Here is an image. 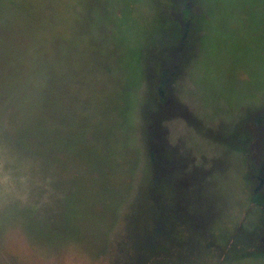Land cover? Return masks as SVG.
Segmentation results:
<instances>
[{
  "label": "rangeland",
  "instance_id": "1",
  "mask_svg": "<svg viewBox=\"0 0 264 264\" xmlns=\"http://www.w3.org/2000/svg\"><path fill=\"white\" fill-rule=\"evenodd\" d=\"M187 1L0 0V264H264V0Z\"/></svg>",
  "mask_w": 264,
  "mask_h": 264
},
{
  "label": "trees",
  "instance_id": "2",
  "mask_svg": "<svg viewBox=\"0 0 264 264\" xmlns=\"http://www.w3.org/2000/svg\"><path fill=\"white\" fill-rule=\"evenodd\" d=\"M182 1H185V2H187L188 3V1L187 0H182ZM180 28V27H179ZM180 32V31H179ZM178 31H173V33H175V37L178 35V33H179ZM174 37V38H175ZM186 41L189 43H187V44H185L186 43ZM175 42H176V40H175ZM181 42H183V43H181V44H178L177 42V44L178 45H180V49H177V51H176V54H177V56L180 58L181 57V54L184 56V52H191L192 51V48H193V44L192 43H190L188 40H185V39H183V40H181ZM187 49H186V48ZM189 52V53H190ZM182 56V57H183ZM161 79H163L162 81H161V83H160V85L162 86V93L163 92H165V89H166V87H165V85L167 84V80H165L164 79V77L162 76V78ZM165 82V83H164ZM160 92H161V90H159ZM264 115V111L263 112H261L256 118H255V120L254 121H257V123L259 124V123H263L264 122V119L262 118V116ZM244 135V134H243ZM239 136V138L241 139V137H242V139L244 140L245 138H244V136H242V134L241 135H238ZM250 138H248V140H249ZM152 162V161H151ZM154 178V177H153ZM259 179V178H258ZM153 182L154 183H156V181L153 179ZM251 182V181H250ZM149 186V185H148ZM151 188H153L152 187V184L150 185V187H149V189H151ZM148 188H146V190H147ZM159 215H157V217H158ZM155 218V217H154ZM157 220V219H156ZM152 223H153V227H154V225L156 224V222L154 221V219L152 220ZM153 239H154V237H152Z\"/></svg>",
  "mask_w": 264,
  "mask_h": 264
},
{
  "label": "flooded vegetation",
  "instance_id": "3",
  "mask_svg": "<svg viewBox=\"0 0 264 264\" xmlns=\"http://www.w3.org/2000/svg\"><path fill=\"white\" fill-rule=\"evenodd\" d=\"M189 4V3H188ZM188 4H187V7H188ZM190 7V6H189ZM191 11H192V8H191ZM183 14H185L184 12H183ZM189 14V11H187V13H186V15H188ZM191 14V13H190ZM188 18V17H187ZM263 170V169H262ZM262 170L260 171V173H262ZM254 173H256V171H254V172H252V173H250V174H254ZM252 196H254V195H252Z\"/></svg>",
  "mask_w": 264,
  "mask_h": 264
}]
</instances>
